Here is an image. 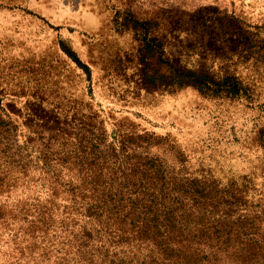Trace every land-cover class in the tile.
I'll list each match as a JSON object with an SVG mask.
<instances>
[{
  "label": "rangeland",
  "instance_id": "374dc122",
  "mask_svg": "<svg viewBox=\"0 0 264 264\" xmlns=\"http://www.w3.org/2000/svg\"><path fill=\"white\" fill-rule=\"evenodd\" d=\"M140 23L160 46L146 49ZM166 58L235 74L244 90L162 84ZM53 110L69 121L91 113L107 133L153 131L167 169L201 179L227 216L264 233V0H0V120L27 139L21 152L55 133ZM29 171L0 200L35 193ZM11 234L0 227V264Z\"/></svg>",
  "mask_w": 264,
  "mask_h": 264
},
{
  "label": "trees",
  "instance_id": "16d2710c",
  "mask_svg": "<svg viewBox=\"0 0 264 264\" xmlns=\"http://www.w3.org/2000/svg\"><path fill=\"white\" fill-rule=\"evenodd\" d=\"M136 27L145 30L146 49L160 46L146 23ZM164 61L173 75H159L162 84L244 90L230 72L219 76ZM60 115L46 127L55 133L25 143V152L18 142L27 139L17 133L14 140L15 126L0 120L7 132L0 133V195H10L18 174L25 177L29 169L35 173L23 184L38 182L23 199L0 200V227L12 231L7 264H264V233L246 227L235 210L227 216L201 179L167 169L153 149L156 133H107L91 113L74 121Z\"/></svg>",
  "mask_w": 264,
  "mask_h": 264
}]
</instances>
